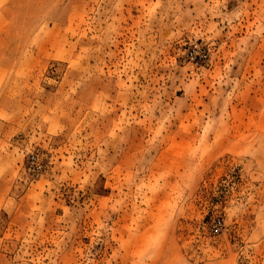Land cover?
Listing matches in <instances>:
<instances>
[{
	"label": "rangeland",
	"instance_id": "374dc122",
	"mask_svg": "<svg viewBox=\"0 0 264 264\" xmlns=\"http://www.w3.org/2000/svg\"><path fill=\"white\" fill-rule=\"evenodd\" d=\"M0 264H264V0H0Z\"/></svg>",
	"mask_w": 264,
	"mask_h": 264
}]
</instances>
